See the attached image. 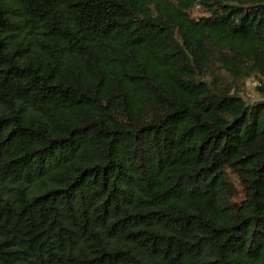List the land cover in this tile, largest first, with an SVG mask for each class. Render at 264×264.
Segmentation results:
<instances>
[{
    "label": "trees",
    "instance_id": "1",
    "mask_svg": "<svg viewBox=\"0 0 264 264\" xmlns=\"http://www.w3.org/2000/svg\"><path fill=\"white\" fill-rule=\"evenodd\" d=\"M250 77L264 0H0V264H264Z\"/></svg>",
    "mask_w": 264,
    "mask_h": 264
},
{
    "label": "rangeland",
    "instance_id": "2",
    "mask_svg": "<svg viewBox=\"0 0 264 264\" xmlns=\"http://www.w3.org/2000/svg\"><path fill=\"white\" fill-rule=\"evenodd\" d=\"M192 14L196 16L199 15V9H193ZM262 86H264V80L263 82H259L256 77H250L249 79H247L242 91L244 99L249 103L258 100L264 101V91L260 90Z\"/></svg>",
    "mask_w": 264,
    "mask_h": 264
}]
</instances>
